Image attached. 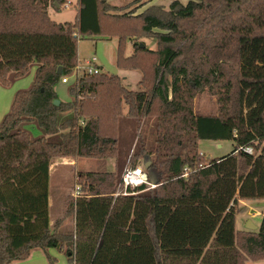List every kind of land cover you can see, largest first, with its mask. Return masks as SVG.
Masks as SVG:
<instances>
[{
	"label": "trees",
	"instance_id": "trees-1",
	"mask_svg": "<svg viewBox=\"0 0 264 264\" xmlns=\"http://www.w3.org/2000/svg\"><path fill=\"white\" fill-rule=\"evenodd\" d=\"M67 4L0 0V86L36 68L0 123V264L25 261L36 249L50 264L51 249L70 264L264 260V218L256 231L236 228L240 201H264V0H175L168 11L154 6L138 15L111 13L131 4L79 0L76 21L52 20L48 8ZM95 36L118 39L117 66L140 71L141 90L119 76L83 74L68 89L72 100L56 106L55 87L79 64V42ZM202 92L217 98L216 114L194 111ZM125 107L136 130L154 119V139L147 145L140 135L120 158ZM29 123L44 136L33 138ZM201 141H229L233 151L209 159ZM59 158L116 159L117 169L78 173L80 195L66 198L51 226L50 167ZM148 160L155 187L115 197L128 161L135 168ZM70 217L75 231L64 232Z\"/></svg>",
	"mask_w": 264,
	"mask_h": 264
},
{
	"label": "rangeland",
	"instance_id": "rangeland-1",
	"mask_svg": "<svg viewBox=\"0 0 264 264\" xmlns=\"http://www.w3.org/2000/svg\"><path fill=\"white\" fill-rule=\"evenodd\" d=\"M73 4L66 9H62L60 13L54 12L53 9L51 12V16L54 20H58L61 22H74L76 13H79L77 9V5L75 3V0H71ZM111 0H108L110 3ZM135 1V2H134ZM144 0H115L117 3H123V6L121 7H126L129 6L126 10H118L114 11L113 13H118V14H125L129 13L132 10H136L135 14H141L143 13L145 9L139 11L138 8L144 6L146 2H143ZM175 1V0H155V5L149 6L154 7L158 6L161 7L163 10L168 11L170 4ZM182 4L186 5L187 0H178ZM111 4V3H110ZM118 7V8H121ZM147 8V9H148ZM155 43H152L150 41H146V45L150 49H155L154 47ZM116 45H117V40L115 38H112L110 40H104L102 37H89L86 39H82L79 42V57H85L87 58L91 56H97L99 60H103V67H102V72L108 75H115L119 76L124 80V77H126L125 80V85L128 89L133 90V91H139L141 90V87L139 86V83L141 82L142 79V73L140 71L136 70H127V69H120L117 66L116 63ZM133 51V50H132ZM131 53V48L128 46L127 48V55ZM86 58V59H87ZM84 60V59H83ZM33 72V70L31 71ZM20 80V81H19ZM17 81H14L16 85L15 87L18 86H23L24 83L28 85L30 80H32V74H29L22 79H19ZM33 82V81H32ZM31 85H29L28 88H30ZM27 88V89H28ZM69 87L67 86H57V91L59 92V89L63 90H68ZM26 90V89H23ZM68 96L69 93L67 92ZM59 96H61L58 93ZM194 111L199 114V115H212L216 114L218 111V105H217V98L211 96L208 92H202L197 95V97L194 100ZM127 108H124V116L122 120L120 121V135H119V154L120 158L129 151V149L133 146L132 151L135 147V144L137 143V140L139 136L143 138L144 142L149 145L153 141V134H152V127L154 123L153 118H148L147 120H143L139 130H136V123L127 118L126 116ZM3 119V117H2ZM62 120V118H60ZM1 122V118H0ZM25 130H27L33 138H40L44 136V132L42 129H40L35 123H29L25 125L24 127ZM135 140V141H134ZM143 143V142H142ZM217 143L222 144V149L218 148ZM199 151L200 153H206V158H217L218 157H223L229 155L233 151V144L229 141L225 142H214V141H201L199 143ZM129 163L126 165L127 167H131V162L128 161ZM110 163H103L101 164L99 161H95L94 159L90 158H80V162H78L77 165H67L64 167H61V172H55L51 175L50 178V183H49V197L51 200V206L49 207V220L51 223H54L63 213L64 211V200L69 194H74L75 189H76V183H75V174L77 173H85V172H102V171H107ZM105 173V172H102ZM120 188V187H119ZM119 190V189H118ZM117 190V191H118ZM262 207H256L255 210L260 211V215L257 217H250L247 215V212L239 213L236 217V228L237 230H245V226L250 220L254 226L259 227L261 226V223L264 218V202H262ZM246 220V221H245ZM245 221V222H244ZM64 231H71V219H68L64 226H63ZM56 250V249H55ZM57 254L61 255L62 258L65 259V264H70L68 262V258L65 253H61L58 250H56ZM52 258L56 259V262L53 264H57V257L54 255H51ZM245 264H264V260L262 261H252L248 260L245 262Z\"/></svg>",
	"mask_w": 264,
	"mask_h": 264
},
{
	"label": "crops",
	"instance_id": "crops-1",
	"mask_svg": "<svg viewBox=\"0 0 264 264\" xmlns=\"http://www.w3.org/2000/svg\"><path fill=\"white\" fill-rule=\"evenodd\" d=\"M128 1H130V0H128ZM144 3L146 2V4L144 5V6H142V7H140V8H138V10L139 11H141V10H143V9H147L149 6H152V5H155L154 3H155V0H144L143 1ZM189 2V0H187V3ZM75 3H76V5H77V9H78V11L80 10V7H79V0H75ZM110 3H111V5L112 6H115V7H121V6H123V3L124 2H122V3H117V2H115V0H111L110 1ZM73 4V2L71 1V0H68V4H67V6L65 7V8H62V9H66V8H69L71 5ZM51 9H53V11L54 12H58V13H60L61 12V10L62 9H60V10H58V7H55V6H50L49 8H48V13H49V15H50V17H51V19L52 20H54L53 18H52V16H51V12H52V10ZM111 13H113V12H111ZM78 14L79 13H76V16H75V19H74V21H76L77 20V18H78ZM113 14H118V13H113ZM55 22H57V23H66V22H61V21H58V20H54ZM72 22V21H71ZM99 38V37H98ZM116 40H117V45H116V63H117V49H118V39L117 38H115ZM104 40H110V39H108V38H104ZM78 47H79V44H78ZM130 48H131V53L129 54V55H131L132 54V47L130 46ZM95 56V55H94ZM92 57V56H91ZM97 57V56H96ZM78 58H79V64L83 61V59L84 60H86V58H87V56H86V58L85 57H79V51H78ZM90 58V57H89ZM98 58V57H97ZM88 59V58H87ZM78 64V65H79ZM98 66H99V68L101 69V72H102V67H103V60H99V58H98ZM33 70V72H31ZM35 70H36V68L35 67H33V68H31V70H30V74H32V80H30V82L28 83V85L26 84V83H24V85L23 86H18V87H15V85H16V83L17 82H15L14 84L12 83V85L11 86H9V87H3V86H0V118H1V122H2V120L4 119V117L10 112V110H11V107H12V104H13V100H14V97H15V95L19 92V91H21V90H23V89H26L27 90V88L29 87V85H32V81L34 80V75H35ZM103 73V72H102ZM123 80V79H122ZM125 80H126V77H124V80H123V84L125 85ZM20 81V80H19ZM75 81H76V78L73 76V75H71V76H69L68 77V81H67V83H62V81L57 85V86H59V85H61V86H67V87H70L71 85H73L74 83H75ZM57 86L55 87V90H56V93H57V95H58V93L61 95V96H59L58 95V98H59V100L61 101V102H69V101H71L72 99H71V97H70V95L68 96V94H67V92H68V90H63V89H59V92L57 91L58 89H57ZM126 86V85H125ZM31 87V86H30ZM29 89V88H28ZM69 89V88H68ZM130 90V89H129ZM133 91V90H132ZM126 108V107H125ZM127 114H128V110H127V112H126V116H127ZM2 117H3V119H2ZM65 118V116H62V119H64ZM0 122V123H1ZM217 144H219L218 145V148L219 149H222V144L221 143H217ZM201 154H204L205 156H206V153H201ZM217 158H219L218 156H217ZM211 159V158H210ZM95 161H99L101 164H103V163H107V162H109L110 163V165H109V167H108V169H107V171H102V172H115L116 171V169H117V160L116 159H110V160H95ZM78 162H80V158H76V159H68V158H59V159H56V160H54L53 161V163H52V165H51V167H50V178H51V175L53 174V173H55V172H61V167H64V166H67L68 164L69 165H72V166H74V165H77L78 164ZM145 165H147V164H149V166H150V164H151V161H145V163H144ZM144 164H142V165H139L140 167H143L144 168V170H145V173H146V169H145V167H144ZM78 174V173H77ZM77 174H75L76 176H77ZM147 174V173H146ZM76 176H75V183H76ZM50 178H49V183H50ZM77 186V185H76ZM74 195V194H73ZM70 196H72V194H69L66 198H68V197H70ZM66 198H65V200H66ZM65 200H64V204H65ZM262 202H264V201H240L239 202V204H238V207L239 208H241V209H243V212H247V215L248 216H250V217H257V216H259L260 215V211L259 210H255V208L256 207H262L263 205H262ZM51 200H50V197H49V207L51 206ZM243 212H241V213H243ZM65 213V205H64V211H63V213H62V215ZM61 215V216H62ZM60 216V217H61ZM59 217V218H60ZM58 218V219H59ZM57 219V220H58ZM68 219H71V227H72V230L71 231H69V232H74L75 231V219L74 218H68ZM67 219V220H68ZM56 220V221H57ZM67 220H65V222L67 221ZM246 221V220H245ZM244 221V222H245ZM249 221V220H248ZM65 222H64V224H65ZM64 224H63V226H64ZM50 225L51 226H53L54 225V223H51L50 222ZM63 226H62V230H63ZM64 231V230H63ZM64 232H68V231H64ZM56 252V250L55 249H51V250H49V254L50 255H54V256H56L57 257V259H58V261H57V264H65V259L64 258H62V254L61 255H59V254H57V253H55ZM67 256V255H66ZM13 264H50L49 262H48V260H47V257H46V254L42 251V250H39V249H36V250H33L32 251V253H31V255H30V257L27 259V260H25V261H20V262H15V263H13Z\"/></svg>",
	"mask_w": 264,
	"mask_h": 264
},
{
	"label": "built area",
	"instance_id": "built-area-1",
	"mask_svg": "<svg viewBox=\"0 0 264 264\" xmlns=\"http://www.w3.org/2000/svg\"><path fill=\"white\" fill-rule=\"evenodd\" d=\"M101 73V69L98 66V58L96 56H92L86 60H83L73 71V76L77 79L83 74L87 75H95ZM68 77H64L62 79V83H67ZM245 151L247 153L252 154V148H246ZM189 173V169L186 168L184 170V177H187ZM143 184H148L151 188H154L155 185L149 183L148 175L145 173L143 167H128L122 176V184L120 185L119 190L115 194V197L120 195H128V188L139 187ZM80 195V187L76 186L74 197H78Z\"/></svg>",
	"mask_w": 264,
	"mask_h": 264
},
{
	"label": "water",
	"instance_id": "water-1",
	"mask_svg": "<svg viewBox=\"0 0 264 264\" xmlns=\"http://www.w3.org/2000/svg\"><path fill=\"white\" fill-rule=\"evenodd\" d=\"M141 46L144 47L143 44H142ZM58 74H59V75H62V68H61V67L58 68ZM60 103H61V101H60L59 99L55 100V102H54V104H55L56 106H59ZM148 168H149V164L145 165V169H148ZM150 184H152V185H156V182L151 181ZM245 229H246V230H250V231H256V230H258V227L254 226V224L249 220V221L247 222L246 226H245Z\"/></svg>",
	"mask_w": 264,
	"mask_h": 264
}]
</instances>
